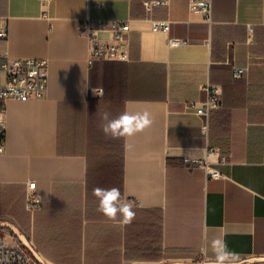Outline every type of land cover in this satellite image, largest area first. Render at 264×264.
I'll return each mask as SVG.
<instances>
[{"label": "crops", "instance_id": "0c3cea01", "mask_svg": "<svg viewBox=\"0 0 264 264\" xmlns=\"http://www.w3.org/2000/svg\"><path fill=\"white\" fill-rule=\"evenodd\" d=\"M150 1L165 4L149 14ZM189 3L0 0L9 27L0 51L49 63L46 98L7 105L0 220L50 263L217 264L213 244L221 241L231 264H264V0H212L210 24ZM86 18L129 21L130 61L90 64L78 31ZM154 21L170 30L154 32ZM245 67L235 78L234 68ZM207 84L223 95L208 140L191 109ZM125 111L148 112L152 123L131 137H106L101 115ZM208 147L220 151L211 162L221 179L184 163ZM30 183L43 204L28 217ZM96 187L136 202L133 221L99 212Z\"/></svg>", "mask_w": 264, "mask_h": 264}, {"label": "built area", "instance_id": "2783aa9c", "mask_svg": "<svg viewBox=\"0 0 264 264\" xmlns=\"http://www.w3.org/2000/svg\"><path fill=\"white\" fill-rule=\"evenodd\" d=\"M45 4L49 0H40ZM165 4L161 1L145 2L146 11L151 14L154 8ZM190 10L200 14L206 22L211 23L212 0H190ZM154 32H168L170 23L167 21H154L152 25ZM81 36L89 42V63L95 62H129L130 61V35L132 27L129 21L111 19L82 20L78 26ZM249 31L253 29L250 27ZM101 33H109V39H101ZM9 37V27L6 18L0 16V42ZM170 44L174 47L188 45V40L172 39ZM49 63L46 59L36 58H12L0 51V155L6 152L7 137V105L10 101L30 102L40 101L46 98L49 84ZM249 69L234 68V77L244 78ZM206 94L204 100L194 103L191 109L202 118V134L208 140L210 136V120L214 112L222 108V89L218 86L207 84L202 87ZM206 130V131H204ZM220 155L219 149L208 147L204 158L184 159L189 170L202 169L207 178L221 179L222 175L214 167L211 158ZM221 156V155H220ZM226 160V157H222ZM36 184H28L26 194V211L34 215L42 207L43 201L33 193ZM133 207L137 205L129 201ZM0 227L9 231L10 243H6L5 235L0 233V264H52L41 256L31 240L22 235L20 231L11 224L0 223ZM12 234H11V233Z\"/></svg>", "mask_w": 264, "mask_h": 264}, {"label": "clouds", "instance_id": "9594fccd", "mask_svg": "<svg viewBox=\"0 0 264 264\" xmlns=\"http://www.w3.org/2000/svg\"><path fill=\"white\" fill-rule=\"evenodd\" d=\"M94 95L102 97L103 89L93 88ZM101 130L106 137L117 139L121 137H131L149 127L152 123L148 112L129 113L127 111L116 117H112L109 112L101 115ZM206 131V130H204ZM93 195L98 199V211L110 220H117L124 225L130 224L135 218V211L131 202L121 196L118 188L93 189ZM213 249L216 254L217 264H231V257L226 245L221 241H215Z\"/></svg>", "mask_w": 264, "mask_h": 264}, {"label": "rangeland", "instance_id": "374dc122", "mask_svg": "<svg viewBox=\"0 0 264 264\" xmlns=\"http://www.w3.org/2000/svg\"><path fill=\"white\" fill-rule=\"evenodd\" d=\"M26 209V208H25ZM30 214V213H29ZM31 216H32V214H30ZM1 221H2V223H8V224H11V225H14L15 226V224L13 223V222H6V221H3V220H0V223H1ZM16 227V226H15ZM20 231V230H19ZM0 233H2V234H4L5 235V241H6V243H10L11 241L9 240V238H8V236H9V231H7V230H4L3 231V228L2 227H0ZM11 233V232H10ZM20 233L22 234V235H25L22 231H20ZM12 234V233H11ZM26 236V235H25ZM27 238V237H26ZM37 251L39 252V250H38V248H37ZM40 253V252H39ZM170 264L172 263V262H169ZM168 263V264H169ZM177 263V262H176ZM165 264V263H164Z\"/></svg>", "mask_w": 264, "mask_h": 264}, {"label": "trees", "instance_id": "16d2710c", "mask_svg": "<svg viewBox=\"0 0 264 264\" xmlns=\"http://www.w3.org/2000/svg\"><path fill=\"white\" fill-rule=\"evenodd\" d=\"M25 212H26V213H25L26 216H28V217L31 216V215L29 214V212L26 211V209H25Z\"/></svg>", "mask_w": 264, "mask_h": 264}]
</instances>
